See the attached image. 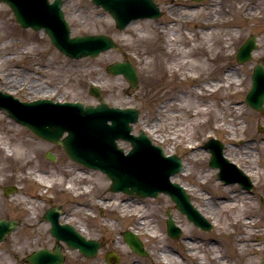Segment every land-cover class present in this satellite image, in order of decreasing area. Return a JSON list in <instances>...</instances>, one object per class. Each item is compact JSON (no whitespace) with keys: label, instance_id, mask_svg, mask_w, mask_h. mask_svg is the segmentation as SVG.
I'll return each mask as SVG.
<instances>
[{"label":"rangeland","instance_id":"374dc122","mask_svg":"<svg viewBox=\"0 0 264 264\" xmlns=\"http://www.w3.org/2000/svg\"><path fill=\"white\" fill-rule=\"evenodd\" d=\"M154 1L162 13L161 17L138 19L132 22V28L117 30L110 15L92 4L91 0H64L63 11L72 36L106 34L119 45L118 50L110 49L96 58L78 60L60 54L43 32L21 29L14 21L10 9L0 3V89L22 101L48 98L53 101H80L85 105H95L96 99L89 94V89L96 82L108 105L135 107L140 111L139 121L133 125V133L138 134L144 128L148 129L144 122L161 124L160 131L150 136V139L154 144L162 146L167 153H174L182 158L183 167L189 175L178 177L176 182L190 189L188 193L197 209L200 210L206 202L204 198L208 185H205L206 179L203 177L209 174L213 175V183H220L227 189L237 208L225 213L220 211L214 218L211 216L206 219L212 228L204 232L180 214L167 195L132 198L120 193H107L105 190L109 182L104 174L70 161L60 146L41 140L10 119L4 110H0V143L5 144V141L13 150V154L8 155L0 149V218L21 222V226L0 244V264H21L22 258L31 251L52 245L48 224L42 221V217L46 209L59 204L63 205L66 213L61 221L81 226L79 228L85 231L84 235L102 243L101 251L92 259L84 258L75 251H68L65 264H107L104 255L110 251L119 257L117 264H162L157 258V253L161 250L175 253L172 258L176 262L174 264H258L264 258V253H256V248H264V208L261 201L264 198V113L258 114L244 101L251 85L253 67L260 60L264 66V0H251L250 4H247V0H202L198 3L191 0ZM191 5L198 7L189 10ZM251 7L254 8V15L251 14ZM198 11L201 13L200 20L215 16L216 23L205 27L212 34L213 44L211 47H204L197 37L187 41L183 45L188 48L196 42L201 45L190 54L185 53L189 65L181 66L179 71L171 73L168 67L178 57L175 50H166V35L158 31L169 23H175L179 25L176 29L182 38L186 27L196 32L195 25L181 27L179 20L190 18ZM217 12L224 17H217ZM224 32H235L236 35H232L229 49L225 47ZM251 34L256 35V54L251 61L240 65L236 62V52ZM10 50H16L19 55L20 67L17 74L8 68L10 60L2 58ZM124 57L137 68L139 83L135 90L122 76H113L106 70L108 65L125 60ZM22 65L32 69L33 73L29 75L23 72ZM188 68L196 73L197 81L179 77ZM229 68L237 79H241L237 87L234 85L229 90L223 87L211 95L203 93L204 98L201 95L193 97L192 89L195 86L210 79L223 80V74ZM3 70L7 71L3 73ZM180 93H187L190 101H193L184 105L182 110L176 101H172ZM202 98L207 104L197 107L194 100ZM226 98L232 99L231 102H236V106L243 110L237 125L244 126L245 129L240 130L233 138L240 141L243 139L248 144L239 146L249 150L245 161H240L241 165L227 160L243 171L253 170V177H249L255 184L251 195L244 191L242 193L237 184H223L217 178V170L208 166L210 155L204 149V144L210 138L220 141L223 148L233 146L227 138L228 134L215 128L217 122L229 130L236 127H232L229 122L236 124L234 120L237 116L233 112L231 116L229 112L223 111ZM207 106L211 108L210 113L206 116L195 115V110L205 112ZM179 114L182 120L176 123L173 118ZM196 120L202 123L201 126H193ZM176 131L181 136L194 133L190 141L203 158L191 155L184 147L190 142L178 143ZM161 137L166 138V141L161 143ZM118 144L126 151L130 149L127 142L120 141ZM47 151L55 155L56 161H49L45 157ZM36 172L46 174L53 186L46 188L37 183L33 176ZM68 180L72 181L73 190L66 188ZM6 187H15L16 192L5 196L3 190ZM103 199L111 200L104 204ZM122 204L132 206L134 217L122 216ZM216 204L220 206L218 201ZM167 211L182 231L180 238L176 240L171 239L166 232ZM236 216L240 220L244 217L252 218L255 225H247L244 231L241 225H232V219ZM139 222L142 225L137 234L147 252L145 257L133 253L121 236L122 232L133 231V227ZM152 228L156 238L148 236V229ZM229 244L232 245V250L228 249ZM212 248L217 252L219 250L217 254L222 259L211 260ZM192 250L195 253L202 251L199 252L202 259L190 257Z\"/></svg>","mask_w":264,"mask_h":264},{"label":"water","instance_id":"95a60500","mask_svg":"<svg viewBox=\"0 0 264 264\" xmlns=\"http://www.w3.org/2000/svg\"><path fill=\"white\" fill-rule=\"evenodd\" d=\"M0 1L11 8L16 22L22 28L30 27L35 31L44 29L52 45L69 58L96 57L109 49L118 48L112 38L103 34L71 37L70 28L61 11L62 0H54L51 4L48 0ZM92 2L101 5L111 14L118 29H123L132 20L157 18L160 15L153 0H92ZM253 49L254 37L239 50L238 63L248 61ZM107 70L113 75H123L133 88L137 87L138 78L129 62H116L108 66ZM90 94L98 99L97 106L52 100L20 102L11 95L0 92V108L6 109L11 117L39 138L59 144L70 160L103 171L111 180L110 191H122L140 197H156L161 192L167 193L176 204V208L186 214L190 221L203 230L210 229L211 225L191 205L184 188L170 181L171 176L182 170L181 159L175 155L165 156L162 149L153 146L144 133H140L139 136L130 134L129 124L137 121L139 114L137 110L110 108L95 87L90 89ZM246 102L254 110L263 111L264 69L260 65L254 69L252 88ZM109 121L111 124H108ZM65 132L67 135L63 137ZM117 139L130 142L132 149L127 155L116 146ZM205 148L209 149L211 154L209 166L219 170L217 176L221 181L226 184L237 182L244 188L251 187L250 180L223 158L220 142L211 140L205 144ZM47 157L54 160L51 153H48ZM13 191L14 189L5 190V193ZM52 214L51 216L47 213L45 216V219L52 223V235L65 240L71 247L78 248L86 256H93L96 253L98 243L86 241L69 227L61 228L57 222L58 213ZM18 226L19 223L15 220L0 219V242ZM167 232L173 238L178 237L180 232L174 226L170 215L167 220ZM124 237L133 251L145 254L141 243L133 234L128 233ZM54 257L46 251H38L27 260L31 264H50L51 258ZM110 257H107V260ZM56 258H60V255Z\"/></svg>","mask_w":264,"mask_h":264},{"label":"bare ground","instance_id":"6f19581e","mask_svg":"<svg viewBox=\"0 0 264 264\" xmlns=\"http://www.w3.org/2000/svg\"><path fill=\"white\" fill-rule=\"evenodd\" d=\"M248 3L250 4L251 0H247V4ZM64 6H65V3L63 2L62 9L64 8ZM196 7H198V6L191 5L188 8H189V10H194ZM250 10H251V14L254 15L255 14V12H253L254 8L251 7ZM219 12H221V9ZM219 12L216 13L217 17L223 18L224 16H222L221 13H219ZM200 16H201V13H200V11H198V12L194 13V16H192L190 18L185 17L184 19L179 20V21H181V22H179L181 24V27H183L185 25L188 26L190 24L195 25V27H196L195 31L197 32V34H196V32H193L192 30H190L189 28L186 27L185 32L183 33V38H182V35L178 34L179 30L176 29V26L179 27V25H177L175 23L174 24L169 23L168 25H166V27L159 29L158 32L160 34L166 35V38H165L166 39V45H167L166 50H168V51H172V50L174 51L175 50L174 53L178 57V59L177 60L175 59L173 61L174 63L172 62L168 67L171 73H176L177 71H179L178 69H180L181 66L189 65V60H186L185 53L190 54L197 47H199L200 42H196V44L192 45L189 48L187 46H184L183 44L188 43L187 41L193 40L194 38L197 37L199 41L203 42L204 47H211L212 46V44H213L212 43V40H213L212 34L209 33V31H210V30H208L209 28H205V27L208 24L216 23L215 16H211L208 20H205V19L200 20L199 19ZM133 21L134 20L130 21L124 29L132 28L131 26L133 24L132 23ZM224 21L225 20L223 19V22ZM228 24L231 25L230 23H228ZM232 35H235V32H233V33L232 32H230V33L224 32L223 33V40L225 43V47L227 49L230 48V42L229 41H231ZM228 52L229 51L227 50V53ZM255 54H256V52L254 51L253 56ZM4 56L8 61L9 60L12 61L14 55H12V52H11V53H8ZM15 56H16V58L13 60V62L18 61V56L16 54H15ZM17 72H18V70H15V74H17ZM234 74L235 73H233L232 70H230V68H229L223 74V80L210 79V81H208V82L205 81L201 84H198L197 86H195L192 89L193 90V97H194V95H197V96L201 95L204 98L205 96L203 95V93H205L206 95H211V94L217 93L223 87L226 88L225 90L231 89L232 86H234V85H236L235 87H237L240 84L241 79H237V76L235 77ZM175 76H178V74H175ZM179 77L183 78V80H188V79L190 81L193 80V82L197 81V79H198L196 73L192 70V68L191 69L188 68L183 74L181 73L179 75ZM94 84H97V83L94 82ZM9 85H11V84H9ZM10 89L13 90V88L11 86H10ZM236 93H238V91ZM227 97H229V95H227ZM203 98L200 100H196V101L194 100V102H197V107L200 105H206L207 104V102L205 100H203ZM172 101H176L177 105L180 107L181 110L183 109L184 105L191 104L193 102V101H190V97H188L187 93H180L177 96V98L173 99ZM231 101H232V99H230V98L225 99V104L223 105V108H224L223 111L225 113L229 112L230 115L233 112L237 116L236 119L234 120L236 124H232V122H229L232 127L233 126H236V127L229 130L228 127H223V125H221V123L217 122L215 124V128L223 131L225 133V135L228 134L227 138L233 144V146H231V147H224L225 148L223 151L224 157L227 158L228 160H230L231 162L238 163L241 165L242 163L240 161L241 160L245 161L246 157L249 155V150L247 148L244 149L243 147H241L239 145L244 146L248 143H244L243 139L240 141V140H236V138L234 139L233 137H235L240 130L245 129L244 126L239 127L237 125V120H239V116H241L243 114V110H242V108L236 106V102L232 103ZM207 107L208 108L206 109L205 112H202L201 110H198V111L195 110L194 111L195 115L200 116V114H202V115L206 116L211 111V108L209 106H207ZM189 112H190V110H189ZM179 115H177L173 118V120L176 123H180L182 120L181 114H179ZM188 115H189V113H188ZM221 115H222V113H221ZM221 119H222V116H221ZM195 124L197 125V127H199V126H201L202 123L199 122L198 120H196V123H193V126H195ZM144 126L148 127V129L144 128V131L149 136H152L153 134L158 133L161 129V124L159 122H144ZM166 127H168V126H166ZM193 135H194V133L181 136L178 131L175 132V138L179 137V140L177 141L178 143H183V141L190 142L189 144L185 145L184 147H186L190 151L191 155H193V156L195 155L197 157L203 158V156H201L200 153H198V150L196 149L193 142L190 141V139H192ZM263 140H264V138H263ZM159 141L161 143L165 142L166 138L161 137V138H159ZM4 143L5 144H3V142L0 143V149L5 151L6 154L12 155L13 150L11 149V147L9 145L6 144L5 141H4ZM239 147H241V148H239ZM125 151H126V149H125ZM243 172H245L244 174L248 177H253V175H254V172L252 169H245V171H243ZM188 175L189 174L186 173V170L183 169L179 175L172 177L171 181L176 182V179L178 177H184V176L187 177ZM33 176H34L35 181H37V183L41 184L42 186H44V187L45 186L46 187L47 186L48 187L53 186V183L49 182V180L47 179L46 174L41 173V172H36V173H34ZM212 176L213 175L209 174V175H205V177H203L206 179L205 185H208V187H207L208 191L205 192L206 198H204V199L206 200V202L204 203V206L200 209L201 212L199 209H198V211L200 212L201 216H203V218H205V219H209L211 216H212V218H214V216L216 214H218L220 211L225 213L230 209L237 208V205L234 204L233 199L230 198V196L227 192V189L224 188L220 183L216 184V183H213V181H211ZM71 182L72 181L68 180L66 183V188L69 190H73V185L71 184ZM185 188L188 191L190 190L188 187H185ZM241 192L244 193L242 189H241ZM201 195L203 196V194H201ZM198 198H200V200H201L200 196ZM130 200H128V201H130ZM128 201H125V202H128ZM202 201H203V199H202ZM217 201L221 207L217 206V204H216ZM108 202L109 201L107 199L102 201V203H104V204H107ZM263 202H264V198H263ZM124 204H126V203H124ZM124 204L121 205L122 216H124L126 218L134 217L135 214L133 212L132 206H129V205L126 206ZM141 225H142V223L139 222L137 225H135V227H133V233L134 234L138 235L137 233H138V231L140 229L139 227H141ZM232 225H234V226L241 225L242 229L245 231L247 229V225H250L252 227L255 224H254L252 218L244 217L242 220H240L236 216L234 219H232ZM148 230L150 231V233H148V236L150 235L149 236L150 238H156L157 237L156 233L152 232L153 228L148 229ZM225 235H228V234H225ZM228 249L232 250V245L229 244ZM194 250H196V249H194ZM194 250L190 251L191 252L190 257L194 256L196 258L197 257L201 258V256L199 255V252H202V251L195 253ZM256 250H257V252H256L257 255L264 253V248H262V249L256 248ZM218 252H219V250H218ZM218 252H217V250H213V248H212V252L210 254L211 260L213 259V260L217 261L218 259H222L217 254ZM237 252L239 253L238 246H237ZM174 255H175V253H173L172 251L161 250L160 252L157 253V258H158L159 262H161L162 264H174L175 261L173 262V260H172Z\"/></svg>","mask_w":264,"mask_h":264},{"label":"flooded vegetation","instance_id":"af4514ba","mask_svg":"<svg viewBox=\"0 0 264 264\" xmlns=\"http://www.w3.org/2000/svg\"><path fill=\"white\" fill-rule=\"evenodd\" d=\"M12 55H15V52H14V51L12 52ZM10 64H11V65H10V67H8V68H9V69H12L13 71L18 67L17 64H14L13 61H12Z\"/></svg>","mask_w":264,"mask_h":264}]
</instances>
